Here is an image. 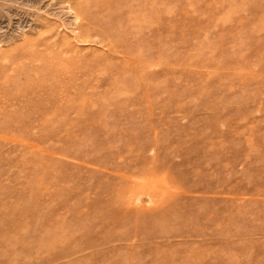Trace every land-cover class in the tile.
<instances>
[{
	"label": "rangeland",
	"instance_id": "obj_1",
	"mask_svg": "<svg viewBox=\"0 0 264 264\" xmlns=\"http://www.w3.org/2000/svg\"><path fill=\"white\" fill-rule=\"evenodd\" d=\"M0 264H264V0H0Z\"/></svg>",
	"mask_w": 264,
	"mask_h": 264
}]
</instances>
